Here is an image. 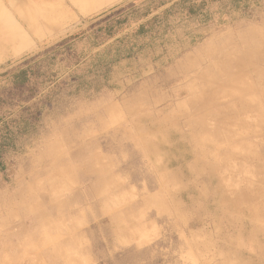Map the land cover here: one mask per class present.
I'll use <instances>...</instances> for the list:
<instances>
[{"label":"rangeland","instance_id":"obj_1","mask_svg":"<svg viewBox=\"0 0 264 264\" xmlns=\"http://www.w3.org/2000/svg\"><path fill=\"white\" fill-rule=\"evenodd\" d=\"M96 1L0 43V264H264V0ZM22 11L0 2V41ZM154 17L143 50L96 68Z\"/></svg>","mask_w":264,"mask_h":264},{"label":"trees","instance_id":"obj_2","mask_svg":"<svg viewBox=\"0 0 264 264\" xmlns=\"http://www.w3.org/2000/svg\"><path fill=\"white\" fill-rule=\"evenodd\" d=\"M239 3L241 0H236ZM147 2V0H146ZM154 3V2H153ZM163 2H160V6ZM159 7L152 8V4L143 5L139 7H131L128 11L120 15L118 18L111 20V22L107 23V26L103 29L108 35L112 36L113 34L111 30L118 29V27H122L125 24L129 25L130 20L138 21L139 19H146L152 15L155 10H158ZM192 10H190L191 12ZM158 22V17H154L148 19L145 23L139 25V27L126 35L122 38H119L111 44L109 50L105 53V55H96L97 57V64L96 68H100V66H105L107 64H115L120 60H125L128 58H132L135 54L143 50L146 44H143L140 40L141 37H144L145 34L148 32V29H152ZM148 28V29H146ZM113 30V31H114ZM80 37H97L95 34H87L84 33ZM68 47L71 46V42L68 43L66 41ZM31 63V62H30ZM104 64V65H102ZM29 81V72L27 70H20L13 75L12 84L20 85L25 84ZM85 81L80 82L78 84V88L76 91H80V85L83 86Z\"/></svg>","mask_w":264,"mask_h":264},{"label":"crops","instance_id":"obj_3","mask_svg":"<svg viewBox=\"0 0 264 264\" xmlns=\"http://www.w3.org/2000/svg\"><path fill=\"white\" fill-rule=\"evenodd\" d=\"M61 0H0L1 3H3L5 6H9L14 10H17V13L24 8L26 11L30 10L33 13V20H23L20 26L14 27V34L9 35L7 34L6 37H4L0 43L1 47L5 50H7L10 47H13V49L17 52H22L29 48V30L30 32L36 31L38 28V11L42 10H52L55 6H57L60 3ZM92 7L87 13H92L95 9L98 8L95 4H98L96 0H92ZM26 11H22L19 14L21 16H25L23 13H26ZM17 20V19H16ZM15 24V22H14Z\"/></svg>","mask_w":264,"mask_h":264},{"label":"bare ground","instance_id":"obj_4","mask_svg":"<svg viewBox=\"0 0 264 264\" xmlns=\"http://www.w3.org/2000/svg\"><path fill=\"white\" fill-rule=\"evenodd\" d=\"M38 15H39V14H38ZM51 19H52V18H51ZM45 25H46V24H45ZM51 31H52V30H51ZM244 41H245V40H244ZM245 42H246V41H245ZM249 44H250V43H249ZM260 47H261V45H260ZM258 48H259V47H258ZM238 49H239V48H237V47H234V48H233V50H236V51H237ZM246 49H247V48H246ZM260 49H261V48H260ZM260 49H259V50H260ZM255 52H257V50H254V49L251 48V49H248L245 53H244V52H243V53H244L245 56L251 57ZM258 52H259V51H258ZM259 53H260V52H259ZM245 56H244V57H245ZM260 56H261V55H260ZM261 58H263V57L261 56ZM263 59H264V58H263ZM261 60H262V59H261ZM225 67H226V66H225ZM3 221H4V220H3ZM4 222H5V221H4Z\"/></svg>","mask_w":264,"mask_h":264}]
</instances>
